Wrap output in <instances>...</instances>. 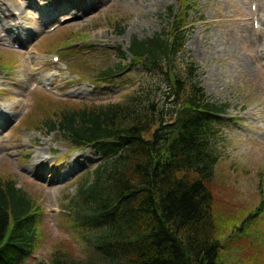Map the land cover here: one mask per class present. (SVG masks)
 Here are the masks:
<instances>
[{"label": "rangeland", "instance_id": "obj_1", "mask_svg": "<svg viewBox=\"0 0 264 264\" xmlns=\"http://www.w3.org/2000/svg\"><path fill=\"white\" fill-rule=\"evenodd\" d=\"M75 2L93 10L75 21L72 10L47 13L56 5L45 0H0V60L5 62L0 63V176L11 177L42 208L40 239L24 264L47 263L57 249L78 260L88 254L83 233L72 227L62 201L75 193L80 177L100 157L91 147L73 148L60 132H48L45 121L56 107L77 110L121 102L139 87L147 77L138 68L109 81L94 77L118 61V49L129 58L133 37L141 40L165 30L164 17L169 9L176 12L181 0ZM192 6L182 53L195 62L205 94L228 105L216 124L220 160L213 193L219 260L264 264V209L246 229L233 228L232 233L227 226L239 224L264 200V36L258 31L264 0H195ZM4 7L20 23L9 32L19 43L3 38ZM20 43L21 49H15ZM35 66L42 82L26 77ZM38 151L48 162L37 165Z\"/></svg>", "mask_w": 264, "mask_h": 264}, {"label": "trees", "instance_id": "obj_2", "mask_svg": "<svg viewBox=\"0 0 264 264\" xmlns=\"http://www.w3.org/2000/svg\"><path fill=\"white\" fill-rule=\"evenodd\" d=\"M194 2L181 0L164 17L165 30L133 37L129 58L118 49V61L94 77L109 81L142 70L147 78L123 101L56 107L45 121L48 132H60L73 148H93L100 160L62 201L88 254L78 260L57 249L37 264H222L213 178L220 160L216 124L228 105L205 94L195 62L182 53ZM263 209L264 200L228 228H248ZM41 216L26 190L0 176V264H24L33 255Z\"/></svg>", "mask_w": 264, "mask_h": 264}, {"label": "bare ground", "instance_id": "obj_3", "mask_svg": "<svg viewBox=\"0 0 264 264\" xmlns=\"http://www.w3.org/2000/svg\"><path fill=\"white\" fill-rule=\"evenodd\" d=\"M47 2L48 5H56V8L55 9H48L46 10L47 13H51V14H56L54 13V11H57L58 9H60L61 11L63 12H66L68 10H72V12L74 13V16H70L71 17V20H79L80 18H83L85 17L86 14L90 13L93 8L92 7H88V6H85V5H81L79 4L78 2H75V0H45ZM129 1H133V0H129ZM134 1H141V0H134ZM31 2H33V0H31ZM61 6H62V9H61ZM1 10L3 11V15H4V18L2 20V25L5 27V29L3 28L2 29V32H5L7 33V37H3L4 39H7V40H10L12 42V40L14 42H20V38L18 36H13V35H10L9 32L12 31H15L16 29H18L19 27V22H16L14 20L11 19V15H9L8 13L10 12L9 8L8 7H4V8H1ZM61 12V13H63ZM8 14V15H7ZM39 14H41V12L39 11ZM69 18V17H68ZM258 31L264 36V23L262 22L261 23V28L258 29ZM12 38V39H11ZM1 40V38H0ZM15 43V44H16ZM21 45V43H20ZM29 60V59H27ZM30 63H33L32 61H30ZM29 71L30 73L27 74L26 77H31L32 79L36 80V81H41V78L38 76L37 74V68L36 66L33 68L29 67ZM247 71H249V67L247 66ZM56 76H53L52 79L54 80ZM2 113V111H1ZM7 114L9 115H12L8 112H6ZM5 122V121H3ZM40 148V147H39ZM43 154L42 152H36L35 155H34V158L35 160L37 161V165L38 164H44L45 162H48V159L43 157ZM36 164H32V167L35 166ZM38 178V177H37Z\"/></svg>", "mask_w": 264, "mask_h": 264}]
</instances>
